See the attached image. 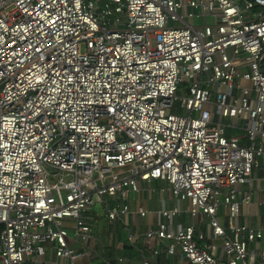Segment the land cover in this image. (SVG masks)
<instances>
[{
  "label": "built area",
  "instance_id": "2783aa9c",
  "mask_svg": "<svg viewBox=\"0 0 264 264\" xmlns=\"http://www.w3.org/2000/svg\"><path fill=\"white\" fill-rule=\"evenodd\" d=\"M262 161L264 0H0V264H264V226L239 220L253 192L236 189ZM156 180L188 209L129 228ZM96 206L124 230L111 260Z\"/></svg>",
  "mask_w": 264,
  "mask_h": 264
},
{
  "label": "crops",
  "instance_id": "0c3cea01",
  "mask_svg": "<svg viewBox=\"0 0 264 264\" xmlns=\"http://www.w3.org/2000/svg\"><path fill=\"white\" fill-rule=\"evenodd\" d=\"M186 0H183V2H185ZM187 11H191L190 7L185 6L184 8H182L179 13L181 15L184 16V20L191 25L194 26H200V25H206L209 24L206 22V18L207 16H212V18L214 19V21L212 22V24L209 25H213L216 21L215 16H213L211 13L209 12H203L199 9H195L194 12L196 14V16L194 17H188L187 15H185V12ZM195 19H201L202 24L200 25H195L193 23V21ZM182 24V23H181ZM244 85L246 86H250V83L248 82H243ZM224 123L228 124V128H227V134L231 135V134H235L238 135L240 137V143L241 144H247V139L245 137L246 134V123L245 120H242L240 118H224L223 119ZM149 185V187H144L143 186ZM166 187V183L164 181H151V182H140V188L141 191L144 192L143 196L140 195V193L138 194V198L135 201H132V203L134 202V208L131 207L130 208L132 210H134L139 204L142 205L143 207H145L146 209L150 210L148 205H149V201L147 199V196L145 195L146 191L152 192L153 194H156L157 191V195L158 198H160L161 204L163 206H166L168 208L170 207H174V206H179L181 207V204H186L187 207H184V209H188L189 204L187 201L185 202H179L177 203L175 200H173L172 198V194L168 191V190H164L162 191V188ZM250 189L253 192V201L251 203H249L248 205H244L241 208V214H240V222H248L252 225L255 226H264V162H261V165L259 168L254 169L252 174H251V181H250V185H237L236 189L237 190H244V189ZM154 196H152V199H156L153 198ZM154 202V201H152ZM182 208V207H181ZM161 209V208H159ZM157 209V210H159ZM156 210V211H157ZM151 211V210H150ZM154 213V211H151ZM155 214V213H154ZM151 213H148L145 218V223L144 225H141V223L139 221H136L137 224L139 225V228H137L136 230H144L150 226H153L154 223L156 222V215H152ZM134 221L137 219H142L140 217H136L133 216ZM242 218V219H241ZM178 222L181 223H189L191 220L189 219V217H187L186 214H181L178 215L175 219ZM201 230L203 232H205L206 234L209 233V230L207 228V226L205 224H202V226L200 227ZM116 232V231H115ZM118 237L117 239H115V241L113 242V239H111V241L109 240V242H104L102 240H99L97 238L96 243H95V248L96 250L98 249H102L103 247L105 248V253L104 255L107 257V253L111 252L112 256L108 259H112L113 256L117 255L120 252V249H115L117 246H119V243H121L124 239V234L118 230L117 231ZM123 234V236H122ZM124 247V245H123ZM163 259L166 260V264H181L180 261V257L176 256L175 258L172 257H167L165 255H161L160 257L156 258L154 260V264H162ZM67 264V260L65 259H56L53 252H50L49 254H47L46 256L42 257V258H36L34 256L28 257L25 259L23 264Z\"/></svg>",
  "mask_w": 264,
  "mask_h": 264
},
{
  "label": "rangeland",
  "instance_id": "374dc122",
  "mask_svg": "<svg viewBox=\"0 0 264 264\" xmlns=\"http://www.w3.org/2000/svg\"><path fill=\"white\" fill-rule=\"evenodd\" d=\"M213 21H214V19L212 18V16H207V18H206L207 23L212 24ZM193 23L195 25H200L204 22H202L201 19H195L193 21ZM188 84H189V82L186 81V82H182L179 85L178 91L176 93V95L178 97L185 96V90L187 89ZM173 112L179 113V114L185 113L184 110L178 109L177 106L175 107V109H173ZM143 186H144V184H143ZM144 187H149V185H146ZM143 194H144V192L141 191L140 195L143 196ZM145 195L147 196V199L149 201L148 207L151 211H156L157 209L162 208V204H161L160 198H158L157 191H156V194L155 193L153 194L152 192L146 191ZM152 196H154L153 198H156V199H152ZM152 201H154V202H152ZM121 202L122 201H120V203ZM130 204H131V207L134 208V202L133 203L130 202ZM179 205H180V203H179ZM183 206L187 207L185 203L181 204L182 208H183ZM95 209L97 210L98 216L96 217L97 220L93 223V225H94L93 228H94V232H95L97 238L99 240L104 241V242H109V240L111 241V239H113V242H114L115 239H117V237H118V234H117V231L119 228V226L117 225L118 223L106 222L101 209H99L98 206H96ZM151 214L155 215L153 212ZM124 220H125L126 225L129 228H134L135 224H133V223H135L136 221H139L141 223V225H144V223H145V219H143V218L139 219V220L136 219L134 221V218L131 215L125 216ZM221 223L223 225H225V221H221ZM115 230H116V232H115ZM119 230L124 234V230H122V229H119ZM123 234H122V236H123ZM162 264H166V260L163 259Z\"/></svg>",
  "mask_w": 264,
  "mask_h": 264
},
{
  "label": "trees",
  "instance_id": "16d2710c",
  "mask_svg": "<svg viewBox=\"0 0 264 264\" xmlns=\"http://www.w3.org/2000/svg\"><path fill=\"white\" fill-rule=\"evenodd\" d=\"M124 248H127V247L125 246ZM111 254H112L111 252H108V253H107V257L110 258V257L112 256Z\"/></svg>",
  "mask_w": 264,
  "mask_h": 264
}]
</instances>
